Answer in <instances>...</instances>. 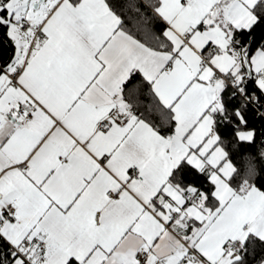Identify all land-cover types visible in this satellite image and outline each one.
<instances>
[{
  "label": "snow or ice",
  "instance_id": "1",
  "mask_svg": "<svg viewBox=\"0 0 264 264\" xmlns=\"http://www.w3.org/2000/svg\"><path fill=\"white\" fill-rule=\"evenodd\" d=\"M0 264H264V0H0Z\"/></svg>",
  "mask_w": 264,
  "mask_h": 264
}]
</instances>
